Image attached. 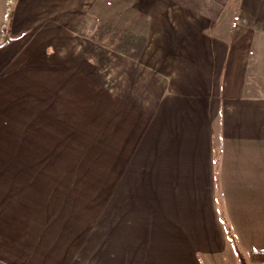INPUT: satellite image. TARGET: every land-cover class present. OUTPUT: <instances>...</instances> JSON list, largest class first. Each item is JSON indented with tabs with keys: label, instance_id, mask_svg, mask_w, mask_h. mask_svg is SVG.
I'll list each match as a JSON object with an SVG mask.
<instances>
[{
	"label": "crops",
	"instance_id": "crops-1",
	"mask_svg": "<svg viewBox=\"0 0 264 264\" xmlns=\"http://www.w3.org/2000/svg\"><path fill=\"white\" fill-rule=\"evenodd\" d=\"M66 2L0 0V258L240 264L237 250L264 251V0H129L145 41L109 51L107 72ZM91 102L113 161L75 178L56 140L88 129L73 115Z\"/></svg>",
	"mask_w": 264,
	"mask_h": 264
},
{
	"label": "rangeland",
	"instance_id": "rangeland-1",
	"mask_svg": "<svg viewBox=\"0 0 264 264\" xmlns=\"http://www.w3.org/2000/svg\"><path fill=\"white\" fill-rule=\"evenodd\" d=\"M1 1L7 2L8 8H11L14 2V0ZM128 2L129 0H67L66 2L69 8L74 6L73 3L82 6V10H77L74 6L76 9L75 13L73 11L71 13L76 16L75 19L83 13L82 21H77V24L80 22L79 30L86 41V43H83V51L88 53L87 55L92 63L100 67L106 66V72L110 52L113 50L130 52V48L133 52H137L145 41V19L144 17L134 19L128 10L125 9ZM88 5L90 9L86 14L84 10ZM116 8L119 9L117 10ZM4 13L6 17L4 15L3 18L7 20L10 11L6 10ZM3 25L6 26V21L3 22ZM6 33L7 31L3 29V34ZM2 38L3 36L0 32V42ZM94 113H97V109L92 102L88 107L83 108V113H74L73 116L78 123L85 122V116H90L88 129H75L73 131L74 134L72 133V138L56 140L57 146H67L73 151L72 159L75 164V178H99L101 172L97 169L111 166L113 161L112 154H105L106 151L111 152V149H106V141L99 139V134L101 133L97 131V128L102 123L98 121V117ZM99 119L101 120V116ZM45 144L46 142H43V145ZM109 174H112V172H102V176L106 175L108 177ZM91 193H96L95 189L91 188ZM244 260L245 264H251L248 256Z\"/></svg>",
	"mask_w": 264,
	"mask_h": 264
},
{
	"label": "trees",
	"instance_id": "trees-1",
	"mask_svg": "<svg viewBox=\"0 0 264 264\" xmlns=\"http://www.w3.org/2000/svg\"><path fill=\"white\" fill-rule=\"evenodd\" d=\"M6 28L7 27H5V29ZM9 39L10 38H8L7 36H5V38L2 40V42H1L0 45H2L4 42L8 41ZM226 234H227V238H229L230 240H232L231 235L229 233V230L227 228H226ZM237 253H238L239 257H243V255L238 250H237ZM248 260H249V262L251 264L264 263V251H250L248 253Z\"/></svg>",
	"mask_w": 264,
	"mask_h": 264
},
{
	"label": "built area",
	"instance_id": "built-area-1",
	"mask_svg": "<svg viewBox=\"0 0 264 264\" xmlns=\"http://www.w3.org/2000/svg\"><path fill=\"white\" fill-rule=\"evenodd\" d=\"M0 264H10L9 262H7L6 260L0 258Z\"/></svg>",
	"mask_w": 264,
	"mask_h": 264
},
{
	"label": "water",
	"instance_id": "water-1",
	"mask_svg": "<svg viewBox=\"0 0 264 264\" xmlns=\"http://www.w3.org/2000/svg\"><path fill=\"white\" fill-rule=\"evenodd\" d=\"M240 264H245V260L243 257H240ZM260 264H264V263H260Z\"/></svg>",
	"mask_w": 264,
	"mask_h": 264
}]
</instances>
